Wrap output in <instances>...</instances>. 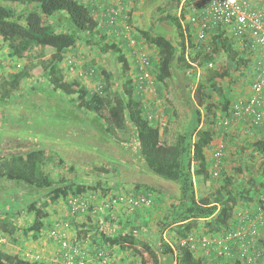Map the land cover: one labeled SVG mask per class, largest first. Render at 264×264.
<instances>
[{
  "label": "trees",
  "instance_id": "trees-1",
  "mask_svg": "<svg viewBox=\"0 0 264 264\" xmlns=\"http://www.w3.org/2000/svg\"><path fill=\"white\" fill-rule=\"evenodd\" d=\"M129 1L125 0V2ZM132 1L134 6L130 12L129 23L131 25L133 12L139 0ZM6 4H10L11 7ZM17 4L31 6L22 18L17 15L15 10ZM45 18L53 20V24L45 23ZM59 28L65 30L59 31ZM214 29L220 32L214 37L211 50H199L197 56L200 58L201 66L220 60L224 61L226 65L218 71L217 75L208 76L207 85L199 84L194 96L195 103H193L194 108L196 106L195 122L176 143L169 144L164 141L161 129L154 126L156 123L154 119L157 115L151 119L147 116L148 110L145 108L144 98L135 87L136 76L140 72L139 66L135 60L130 64L123 54L124 50L125 54L128 52L131 55L129 43L123 37L117 39L116 42L108 40L107 30L99 28L90 3L84 2V0H0V39L7 44L11 59L26 60L32 67V72L29 74H21L17 67H12L13 70L7 74L8 78H4L0 83V106H4L5 103L16 98V92L20 89L21 82L25 77H31L34 74L41 75L47 79L51 93L65 95L64 100L68 106L70 105V108H74L78 112H86L87 115H94L93 119L89 117L83 120L88 122V128L97 126L102 131L104 135L100 138L102 145L106 142L108 144V140L128 143L132 139L131 133L133 132L139 143L136 158L138 157L140 164L143 161L142 165L146 171L149 170L157 177L175 186H172L176 193L171 196L173 200L168 213L160 220L162 232L175 227L179 234L180 240L175 248L165 242L163 237H160L157 244L154 243L152 246L145 244L142 240L141 231L143 230L132 228L131 231L126 232L127 228L124 227L126 232L124 235L122 233H105L101 229L103 224L97 223L98 225L92 226V233L96 239L91 240V247L97 242L98 247L91 252L92 255L97 257L103 254L107 255L109 254L107 249L120 246L123 250L132 249L135 256L141 257V264H207L204 258L195 254L192 247L194 240H191L193 238L191 233L193 230L197 229L202 222L204 229L220 237V233L226 231L228 222L234 217L236 205L251 199L254 200V197L261 194L264 195V127L257 126L252 130V134L260 138H255L253 142H249L244 147L237 145L240 159L237 166L233 168V174L230 175L225 171L223 156L218 167H216L215 158L211 165L207 157V149L212 146L216 134L212 129L199 130L202 122L201 111L211 112L218 108V105L214 103H217L215 99L217 95L220 99L219 104L224 108L222 109L223 114L230 115L231 86L238 81V77L232 72L238 71L239 67L245 63L238 49L234 47V43L227 40L226 37L223 38L222 28ZM93 38H98V44L104 43L101 51L105 54L114 48L118 55V62L123 64V68L116 71H107L101 68L99 71L103 75V80H101L102 84L98 89H90L80 80L70 79L66 74V72L75 70V58L78 57L79 43L81 41L90 43ZM135 38L147 46L155 47L157 56L156 59L151 57V70L156 83V91L159 92V96L165 97L160 84L166 86L165 82L173 74L175 61L185 63L184 56H177V49L163 34H155L146 30L140 31V35H137L135 30ZM69 56L70 58H68ZM65 61L68 62V67L65 68L67 70L62 67V64L66 63ZM88 68L87 72L81 73H88L87 77H96L97 72L95 73L92 67ZM91 72L92 74H90ZM216 79H229V89L220 87ZM156 81L159 82V85ZM186 94L190 96L191 93L186 91ZM71 96H76V98L70 101L68 97ZM51 99L56 100L55 97H51ZM78 117L83 118L80 115ZM232 141L234 145L236 140ZM246 150H251L252 156L262 155L263 159L257 171L249 165V158L247 154L245 155ZM50 152L40 148L31 150L22 156L0 157V178L26 187L29 191L28 194L31 195V198L25 196L27 199L21 201L23 207H18L16 213L12 211L16 206L9 207L7 217L0 219V231L7 230V227L12 223L8 217H15L28 211L33 218L32 222L26 227L18 229L22 230L26 238L39 237L47 229L45 219L49 213L46 210L50 205L54 206L60 201H64L69 213L72 216H79L92 213V207L86 213L73 214L68 206L71 197H86L85 194L88 190L100 194L102 198L110 196L102 182L89 186L67 177L56 178L47 172L45 168L48 165L54 169L55 166H59L62 167V170L69 169L76 172V169L68 166L57 153L54 155ZM136 158L135 161H137ZM193 163L194 171H192ZM102 169L106 172L109 171ZM58 176L61 175L58 174ZM117 181L120 180L117 179ZM144 187H146L144 190L147 193L145 195H155L159 191L154 186ZM197 187L206 188V194L201 192L198 195ZM135 188L138 192L142 190L143 186L137 184ZM138 193L141 194V192ZM159 193L161 192L159 191ZM116 195L126 194H115L113 197ZM152 195L151 199L153 200ZM40 199L42 203H39ZM94 214L98 215L101 212ZM245 236L251 237L248 234ZM71 240L87 245L83 240ZM184 240L187 243L182 246L181 241ZM15 243H20L18 237L15 239ZM87 250L89 251V246ZM76 260L78 261V258ZM0 264L43 263L12 256L0 249Z\"/></svg>",
  "mask_w": 264,
  "mask_h": 264
},
{
  "label": "rangeland",
  "instance_id": "rangeland-1",
  "mask_svg": "<svg viewBox=\"0 0 264 264\" xmlns=\"http://www.w3.org/2000/svg\"><path fill=\"white\" fill-rule=\"evenodd\" d=\"M84 2L90 3L89 0H84ZM6 5L11 7L10 4ZM30 8L31 6L23 4H17L15 6L17 15L20 18H22ZM44 21L47 24H53L54 22L49 18H45ZM135 27L136 25L134 28ZM64 30V28H59V31ZM102 46H104V43L98 44V38H93L90 40V43L81 41L77 48L78 57L75 58V70L69 73L66 72V74L68 73L69 75H67L70 78L78 79L82 83L91 81L93 84L95 83L94 89H98L102 84L101 80H103V75H101L99 71L101 68L107 71H116L121 70V67L123 68V64L118 62V55L114 51V48L105 54L101 51ZM148 50L150 56L153 58L155 56L154 51H151L149 47ZM9 52L10 50L7 44L0 39V83L7 77L9 70H13V66L17 67V70H19L21 74H29L32 72V67L26 60L11 59L9 57ZM104 55L107 57L104 58ZM68 58H70V56ZM130 58L133 59L131 55ZM65 62V68H67L68 62ZM88 67H92L95 73L97 72L96 77H93L94 79L92 77L85 78L80 76L81 72H87V70H89ZM195 69L194 71L198 72V68ZM200 82L202 84L205 81L197 79V81L179 82V79L173 74L172 77L168 78L165 82L167 86L165 88L166 91L163 93L165 94L167 92L166 97L162 98L157 92L156 102L162 105V109L157 113L154 121H158L157 126L163 130V139L165 142L169 144L176 143L177 140L186 133L191 119L196 116V106L195 108L193 106L195 99H193L192 96H187L185 90L188 89V92H191L193 87L197 89ZM227 82H229V79L221 82L222 84H220V86L223 84L227 85ZM158 83L159 82H157V84ZM51 97H55L56 100H52ZM64 98L65 95L61 96L59 93H51L45 77L36 74L31 77H25L21 82L20 89L16 92V98L12 99L13 101H8L4 106H0V112L2 113V117H0V157H5L6 150H8L9 153L10 150H14L15 144H13V142H16L18 139L23 140V142L32 140L33 143H35L34 147L44 148L51 151L50 153L54 155L57 153L68 166H72L76 169V172H73L69 169L62 170V167L59 166H55L54 169V167L51 168V165H48L45 170L56 178L67 177L70 180L89 186H94L97 182H102L108 193H112L113 190L116 189L115 184L118 182L117 179L128 182L145 181V184L148 185L159 183L161 185H159V187L162 188H164V185L170 186L171 183L157 177L149 170L146 171V173H139L134 169L130 161H135L138 141L133 132L131 133L132 139L130 142H115L116 145L114 149H110L111 145L106 142L103 145L102 152V142H100V138L102 136L104 137L102 131L99 130L97 126H90L88 128V125H86L87 123L83 120L89 117L93 119L95 118L94 115H87L86 112H78L76 109L70 108V105L68 106L66 104ZM68 98V100L72 101L76 96ZM79 115L83 116V118H79ZM159 116L162 117V122ZM164 116L166 118H163ZM164 120L167 123H165ZM110 142H113V140H108V143ZM16 150L13 151V153H15L14 156H22L32 149L27 145L26 148H19L18 154ZM107 151H111L109 152L111 155H113L112 152H118L116 159H120V161L110 160L109 157L112 156H108ZM245 152L250 154L252 151L246 150ZM256 156H249V165L252 166L254 170H258L263 159L262 155ZM98 158L108 159L103 161L97 160ZM136 159L137 165H140L138 157ZM113 161L117 162V169L112 164ZM102 168L108 169L109 171L106 172ZM58 174L61 176H58ZM120 189V192L123 193L132 191L131 186H127V184ZM166 189L169 195H175L173 188L167 187ZM202 192L206 194V188H202ZM28 193L29 191L26 187L0 178V219L7 217V212L10 210L9 207L16 206L12 210L14 213L17 212L18 207H23L21 201L23 202V199H27L25 196L31 198V195ZM87 193H91V190H88L86 194ZM169 200L172 202L171 200L173 199L170 197ZM166 202L168 201H165L163 197L156 199L155 195L151 208L156 206L157 203L158 208L161 204L162 206L165 205ZM39 203H42L41 199ZM22 211L25 212V210ZM46 211L49 213L48 217L45 219L47 229H45L39 237L31 236L26 238L22 230L18 229L24 228L32 222L33 218L28 211L23 214H18L15 217H8L11 219L12 223L7 227V230L0 231V249L12 256L27 259L31 262L63 264L60 246L53 239L52 232H54L55 229L65 231L64 224L68 223L69 230H67L66 233H68L69 236L71 235L73 228L69 218V210L67 204L64 201H60L57 205H50ZM88 223L95 225L92 220ZM17 237L20 239L19 244L15 243Z\"/></svg>",
  "mask_w": 264,
  "mask_h": 264
},
{
  "label": "crops",
  "instance_id": "crops-1",
  "mask_svg": "<svg viewBox=\"0 0 264 264\" xmlns=\"http://www.w3.org/2000/svg\"><path fill=\"white\" fill-rule=\"evenodd\" d=\"M202 1L203 0H140L135 6V10L133 12V24L134 26L136 25L134 29L137 31V35H140V31L146 30H149L155 34H163L168 40L173 43V45L177 49V56H184L185 63H179L178 61H175L173 65V74L179 79V82H188L194 80L197 81V79H202L205 81L202 84L207 85L206 81L208 80V76L217 75L218 71L224 68L226 65L224 61L220 60L216 63L214 62L207 65L203 64V66H201L202 64L200 58L199 56H197V54L200 52L199 50H211V43L214 37L220 32L218 30L212 29L207 33L205 39L201 40L198 38L196 34V31L198 29L197 24L191 23V18L194 15H198L199 4L202 3ZM251 1L256 3L259 0ZM222 32L223 38L226 37L227 40L229 39V41L234 43V47L238 49V51L244 58L245 63L244 65L239 67L238 71L232 72L233 75H236L238 77V81L233 86H231L232 107L229 111L230 115L225 116L223 114L222 109L224 108L222 105L219 104L220 99L219 96L216 95L215 99L217 103H214L218 105V108L213 109L211 112H204L203 110L201 111L202 122L199 127V130L212 129L213 132L216 134L215 141L212 143V146L207 149V157L209 159V163L212 165L211 162L214 159L215 151L218 148L222 147V161L225 167V171H227L231 175L234 173L233 168L237 166V162L240 159L239 153L237 151V148H239L238 146L244 147L249 142H253V139L260 138L259 136H254L252 134V130L257 126L264 127V124H256L254 118L247 115L236 119V116H234L233 114L237 106H239L241 103L245 105L248 99L252 96V83L256 79L257 75L255 71L256 49L252 47L250 41L244 42L241 38H239L235 34V31L232 27L222 28ZM107 34L108 40L114 42L117 41L115 35H112L108 32ZM148 47L151 51H154L155 56L153 58L156 59L157 52L155 50V47L152 48L149 45ZM123 54L125 55V59L129 61L130 64H132L134 60L130 58L128 52L127 54H125L123 50ZM105 57L107 56L104 55V58ZM186 65H189L190 67ZM62 67L65 70L64 63L62 64ZM193 68H198L199 74L198 72H195ZM11 71L12 70H9V72ZM216 80L219 86L220 84H222L221 82H224V80L221 79ZM229 82H227V85L223 84L220 87H226L229 89ZM83 84L90 89H94L95 86V83L93 84L91 81L83 82ZM166 86L160 84L162 92L166 91ZM185 91L188 92V89H186ZM188 93H191L190 96L195 99L194 96L196 94V88L193 87L191 92ZM0 117H2L1 112ZM163 118L166 117L164 116ZM159 119L161 120V122L163 121L161 116H159ZM157 122L158 121H156L154 126H157ZM194 122L195 116L191 119L188 129L192 126ZM165 123L167 122L165 121ZM161 134L163 136V130H161ZM232 140H236V143L234 145L232 144ZM100 142L102 141L100 140ZM13 144H15L14 150H16L17 148H26L27 145H29L32 150L40 149L39 147H34L35 143H33L32 140L23 142V140L18 139L16 142H13ZM108 144L111 145L110 149H114L116 145L115 141ZM18 149L16 150L17 154ZM14 150H10V153L8 150H6L5 157H13L15 154L13 153ZM109 152L111 151H107L108 156L111 155L109 154ZM112 153L113 155H111L112 157H109V159L120 161V159H116V157L118 156V152ZM251 153L248 154L247 152H245V155L247 154V157L249 158V156L252 157ZM256 155L257 154H255V156ZM105 159L108 158H98L97 160L105 161ZM130 163L133 164L134 169H136L139 173H146V170L142 165L144 163L143 161L140 165H137L136 161H130ZM112 164L117 169V162L113 161ZM194 169L195 168L193 163L192 171H194ZM145 183V181H119L115 184L116 189H114L112 193L109 192V195H145L147 193L146 190H144V188H146L144 186L148 185ZM126 184L127 186H131L132 191H130L129 193L120 192V188L122 186H125ZM137 184L143 186L142 190L138 191L141 192V194L136 192L135 185ZM159 185V183L149 185L158 188V190L161 192L159 193L158 191V193H155L156 199L163 197L165 201H168L166 202L167 204L165 203V205L163 206L161 204V206H159L158 208L157 203L156 206H153L152 208L146 207L138 208L135 210H131L125 206H118L116 208H113L112 210H104L101 214L98 215L87 213L79 216H72L69 213L70 222L73 228L69 237L73 240H83L89 246V260L86 264H141L142 260L141 257H137L134 255V251L132 249L123 250L122 248H120V246H114L113 248L107 249V251L109 252V254L107 255L103 254L100 255V257L92 255L91 252L94 251L96 247H98V242L96 241V245L91 247V240L96 239V237H94V233H92V226L94 225L88 223L90 222V220H92L94 224H103L105 233H122L124 235L126 232H129L132 230V228H134L138 230H143L141 231L143 238L142 240L145 244H149L152 246V244L154 243L157 244L160 237H163V240L171 244L174 248L178 245L180 238L179 234L175 230V227L168 228L162 232L160 221L162 218H164V216H166L169 210V206L172 203L169 200L171 195L167 193L166 188H172L173 185H164V188L159 187ZM201 192L202 189L197 187L198 195H200ZM88 194L89 193L85 195ZM155 195H153V197ZM262 195L263 194L254 197V200L251 199L249 201L243 203L241 202L236 205L234 207V217H232V219H230V221L228 222L226 230L237 231L241 227L247 228L249 226H253L254 221L259 215L264 218V201L262 199ZM124 227L127 228L126 232L124 230ZM191 235L194 238V243L192 247L195 250V254L198 257L204 258L207 264H264V226L259 227L258 235L256 238L245 236V238L242 240H236L230 245L229 251L224 254H221L222 249L218 244L220 238L215 236V234L209 233L207 229H204V224H202V222L199 224L197 229L193 230ZM205 239L211 243L208 245H204L202 240Z\"/></svg>",
  "mask_w": 264,
  "mask_h": 264
},
{
  "label": "built area",
  "instance_id": "built-area-1",
  "mask_svg": "<svg viewBox=\"0 0 264 264\" xmlns=\"http://www.w3.org/2000/svg\"><path fill=\"white\" fill-rule=\"evenodd\" d=\"M94 10V16L99 28L106 29L108 33L115 35L116 39L123 37L129 43L128 48L133 60L139 66L140 72L136 76L135 87L142 94L145 101L147 116L151 119L162 109V105L156 102V83L152 74V61L148 46L135 38L133 24L129 23L130 12L134 2L130 0H89ZM198 15L191 18V23L197 24L196 34L199 39H205L207 33L214 28L232 27L235 34L244 42L250 41L256 49L255 71L256 79L252 83V96L246 104H240L233 113L236 119L243 116H251L256 124H264V0L256 3L251 0H203L199 4ZM106 27V28H105ZM73 71V70H71ZM93 72V71H92ZM92 72L90 74H92ZM81 77H87L88 73H80ZM223 156V148L215 151L214 158L218 167ZM264 201V195H262ZM153 200L151 195H116L102 198L100 194L91 192L86 197H71L68 201L71 213H86L92 207V213L112 210L118 206H125L131 210L151 207ZM101 205V206H100ZM100 206V208H99ZM103 207V208H102ZM264 226V218L260 215L254 221L253 226L241 227L237 231H224L220 233L218 242L222 253H227L230 245L236 240H242L248 234L252 238L258 235L259 227ZM65 231L55 229L52 237L61 248L63 264H86L89 260L88 245L82 242L72 241L67 230L69 224H64ZM103 231L105 229L101 228ZM108 233V232H107ZM194 240L193 238L191 239ZM204 245L211 242L202 240ZM186 240L181 241L184 246ZM78 258V261L76 260Z\"/></svg>",
  "mask_w": 264,
  "mask_h": 264
}]
</instances>
